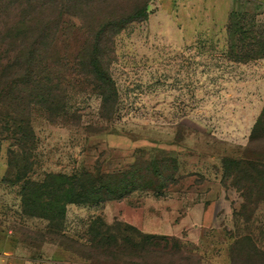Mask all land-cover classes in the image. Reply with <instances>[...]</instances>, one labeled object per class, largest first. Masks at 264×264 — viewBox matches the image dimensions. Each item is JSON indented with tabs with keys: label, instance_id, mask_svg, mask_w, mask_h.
Instances as JSON below:
<instances>
[{
	"label": "rangeland",
	"instance_id": "obj_1",
	"mask_svg": "<svg viewBox=\"0 0 264 264\" xmlns=\"http://www.w3.org/2000/svg\"><path fill=\"white\" fill-rule=\"evenodd\" d=\"M0 136V264H264V0H0Z\"/></svg>",
	"mask_w": 264,
	"mask_h": 264
},
{
	"label": "trees",
	"instance_id": "obj_2",
	"mask_svg": "<svg viewBox=\"0 0 264 264\" xmlns=\"http://www.w3.org/2000/svg\"><path fill=\"white\" fill-rule=\"evenodd\" d=\"M146 15H147L146 6L144 4L138 10H135L134 12L128 14L127 16H123L122 18L118 19V22L123 24V23H126L127 21H129L131 19H134V18H144V17H146ZM102 30H103V28L101 29V31ZM236 31H237L236 26H233V27L231 26V28L229 29V35L232 37ZM21 54H22V52H19L17 55L12 57L11 65L12 64H14V65L18 64V60L21 57ZM93 77H96L97 79H102L104 76H102L101 74H95ZM22 78L24 79V78H26V76L24 75V76H22ZM105 78H107V76ZM112 89H113V86H112ZM113 95L115 97L116 93L113 92ZM20 122L23 125L22 128L19 126L20 125L19 122L14 121L13 127H14L15 132L13 131V133L14 134L17 133L19 135V137L15 138V141H17V143H15V144L13 143L9 146V148H8L9 152L13 150L14 146L21 145V141H24V140L31 141L32 145H33L34 133H33V129H32L30 121L28 119H26V120H22V121L20 120ZM9 129H11V128L6 127L5 130L9 131ZM4 139H8V138L0 136V145ZM247 163H252V161L247 160ZM57 177L61 181V186H58V183L54 184V182H52L51 175H48L46 177L47 178L46 180H49L47 182V185L48 186L50 185L51 187H53L52 194H50V196H49V194H47L46 198L51 199V201L54 202L53 204L58 205V208L60 207L59 203L62 202V207H60V211H61L60 216L62 217V219H63V216L65 215L64 207L68 203L83 204V205L89 204L90 205V204H99V203L103 204L107 200H110V199H108V197H106V198H98L97 197L95 199L88 198L87 194H85V192H84L85 190L84 191L79 190V188L76 186V183H75L76 176H67V175L62 174V175H57ZM97 182H99V180L98 181H95V180L90 181V183L88 184V187H92L94 189H96L97 187L100 189L105 188L108 190L110 188V186H112L111 183L106 184V183H97ZM47 185L44 184V185H38V186L39 187L40 186L46 187ZM49 210L53 211L52 208ZM38 217L45 220L46 222H51L54 220V217L52 215L41 214ZM109 229H107L108 231L106 234L104 233L105 236H104V234H102L99 238H96V241L97 242H109V243L110 242L117 243V241H123V242H130L133 244L135 243V240L132 236L116 235L114 233H109V232H111V231H109ZM128 229L132 230L133 228H128ZM128 229H126V230L128 231ZM61 231H62V229H61ZM89 231H90V229L88 230V232ZM136 237L139 238V242L142 243L141 248L144 247V243H146L148 240L149 241L150 240H164L166 242L164 244L165 247H166L167 242L169 240H171L173 242L175 241L174 238L167 237L166 235H156V234L143 233V232H137ZM79 240H81V237ZM92 241H94V237H91L90 239H88L87 243H91Z\"/></svg>",
	"mask_w": 264,
	"mask_h": 264
},
{
	"label": "crops",
	"instance_id": "obj_3",
	"mask_svg": "<svg viewBox=\"0 0 264 264\" xmlns=\"http://www.w3.org/2000/svg\"><path fill=\"white\" fill-rule=\"evenodd\" d=\"M212 221H213V213H212V210H210V209L207 210L206 212H204V214H200V216H199L200 225L204 222L203 226H205V227L210 226ZM189 233L192 234L191 231H189Z\"/></svg>",
	"mask_w": 264,
	"mask_h": 264
}]
</instances>
